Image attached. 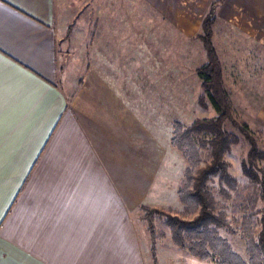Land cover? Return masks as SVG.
<instances>
[{
	"label": "crops",
	"instance_id": "0c3cea01",
	"mask_svg": "<svg viewBox=\"0 0 264 264\" xmlns=\"http://www.w3.org/2000/svg\"><path fill=\"white\" fill-rule=\"evenodd\" d=\"M61 1L0 0V264H138L135 212L161 146L99 71L67 88L56 81ZM140 1L128 16L152 11L165 31L200 40L214 0ZM214 43L225 80L264 91V0H225ZM257 111L264 124V102Z\"/></svg>",
	"mask_w": 264,
	"mask_h": 264
},
{
	"label": "rangeland",
	"instance_id": "374dc122",
	"mask_svg": "<svg viewBox=\"0 0 264 264\" xmlns=\"http://www.w3.org/2000/svg\"><path fill=\"white\" fill-rule=\"evenodd\" d=\"M129 3L139 8L145 7L140 0L61 1L57 25L63 29L59 35L64 37L59 45V66L62 69L56 81L67 88L77 83L80 75L99 71L110 87L121 90V97L136 111L138 118L150 127L161 146L162 160L159 162L152 190L146 203L139 204L135 212V230L140 250L138 264H216L214 261L202 262L178 251L171 240L169 229L158 218L155 219L159 237L157 261L154 262L151 258L148 223L142 219L144 211L140 206L171 210L174 215L179 216L185 213L178 197V189L183 183L187 162L171 146L173 124L180 121L189 126L195 119L211 118L217 113L209 101L208 108L199 104L202 88L196 69L206 62L201 41L184 38L170 26L169 31H165L167 25L162 24L164 22L160 21V16L152 11H146L145 15V10L142 9V14L138 12L135 17L128 16ZM149 24L153 27L152 31L149 30ZM228 73L233 76L230 69ZM259 83L260 81L239 79L236 75L233 79H224L235 118L249 125L260 147L264 149V124L257 115V108L264 102V91L259 89ZM226 129L240 140L226 154V160L231 165L230 172L236 177L243 197L237 202L233 199L223 200L218 193L217 178L211 186L227 211L233 227L238 229L244 213L263 204L257 200L250 181L241 170V163L248 156L250 144L231 121L226 122ZM249 221L252 222L249 233L254 228L260 229L256 215L250 216ZM221 235L237 252L246 255L245 239L241 232L233 235L221 230ZM130 251H133L132 247ZM135 258L132 255L131 264ZM105 264L124 263H120L118 257L106 256Z\"/></svg>",
	"mask_w": 264,
	"mask_h": 264
},
{
	"label": "trees",
	"instance_id": "16d2710c",
	"mask_svg": "<svg viewBox=\"0 0 264 264\" xmlns=\"http://www.w3.org/2000/svg\"><path fill=\"white\" fill-rule=\"evenodd\" d=\"M225 0H214L202 21L198 38L206 53V62L196 69L201 82L199 104L208 108L209 101L217 115L195 119L189 126L180 121L173 124L171 146L178 150L187 162L183 183L178 197L184 206V215H174L171 210L141 205L142 219L148 223L151 238V258L157 261L156 218L169 229L171 240L178 251L202 262L216 264H264V149L251 132L247 123L239 122L232 108L231 99L224 85L222 63L214 43V25L217 12ZM71 28V27H70ZM71 34V29L68 30ZM231 121L250 144L248 156L241 163L242 174L250 181L262 206L244 213L240 227L234 228L227 211L217 199L211 183L218 180V193L223 200H240L243 195L236 177L230 172L226 154L239 143V137L226 129ZM204 155V156H203ZM249 198V197H248ZM256 215L260 229H252L249 217ZM226 230L233 235L242 233L246 255L237 252L221 235Z\"/></svg>",
	"mask_w": 264,
	"mask_h": 264
}]
</instances>
